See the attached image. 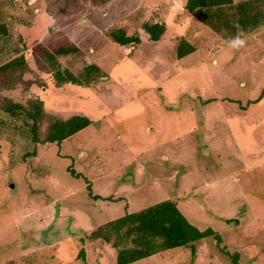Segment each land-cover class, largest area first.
Listing matches in <instances>:
<instances>
[{
  "label": "rangeland",
  "instance_id": "obj_1",
  "mask_svg": "<svg viewBox=\"0 0 264 264\" xmlns=\"http://www.w3.org/2000/svg\"><path fill=\"white\" fill-rule=\"evenodd\" d=\"M245 1L261 24L234 49L223 23L183 16L185 0H0V67L27 63L0 71V107L39 98L42 132L52 117L91 121L59 146H33L0 110V264H115L90 233L166 200L219 239L132 264H264V0H233ZM145 23L166 29L153 48ZM114 28L141 45L118 46ZM181 37L195 51L178 59ZM57 46L77 49L61 70L94 65L101 78L56 87L40 48Z\"/></svg>",
  "mask_w": 264,
  "mask_h": 264
},
{
  "label": "trees",
  "instance_id": "obj_2",
  "mask_svg": "<svg viewBox=\"0 0 264 264\" xmlns=\"http://www.w3.org/2000/svg\"><path fill=\"white\" fill-rule=\"evenodd\" d=\"M255 8L253 1H245L235 5L233 0H185L183 10L187 16L193 17L202 25L215 31L218 23H223V27L232 31L233 36H235L238 28L246 33L261 24V21H258L259 13L256 12ZM227 10L231 12L230 15H227ZM142 27L152 42L159 41L166 31L162 23H145ZM0 32L1 35H8L6 27L2 24L0 25ZM105 34L121 47L141 43L138 36H130L122 28L110 29ZM76 50L74 46L71 48L57 46L54 51H50L46 47L40 48L42 60L51 71L56 87H62L66 84L89 87L101 78L100 70L94 65L86 67L78 76L60 69L58 58L74 54ZM194 51V47L186 41L185 37L179 39L176 50L178 59H182ZM26 66L24 56L20 55L2 65L0 71L7 72ZM0 110L10 120L19 121L18 125L13 126L11 124L6 126L5 123H2V127L5 130L8 129V126L11 127L15 133L17 132L33 146L50 144L59 146L91 124L90 119L82 114L73 115L68 119L52 117L46 131L42 132L40 130L41 124L50 114L45 111L44 103L39 98H31L26 105L6 101ZM27 155L34 157L35 151ZM75 177L79 178L78 175ZM87 190H89V195L93 200H100L99 197L91 195L89 188ZM209 237L219 239V235L213 230H199L190 224L176 203L166 200L134 213L125 211L117 219L96 227L90 233L89 240H101L105 244L111 245L116 253L115 264H132L167 250L182 247H189L194 250L193 245L195 243ZM86 242L88 240L81 239L82 244ZM79 258L83 260L85 258L83 250L79 252Z\"/></svg>",
  "mask_w": 264,
  "mask_h": 264
},
{
  "label": "clouds",
  "instance_id": "obj_3",
  "mask_svg": "<svg viewBox=\"0 0 264 264\" xmlns=\"http://www.w3.org/2000/svg\"><path fill=\"white\" fill-rule=\"evenodd\" d=\"M246 34L240 28H238L235 36L229 38L227 41L230 48L239 49L243 47L246 43Z\"/></svg>",
  "mask_w": 264,
  "mask_h": 264
},
{
  "label": "crops",
  "instance_id": "obj_4",
  "mask_svg": "<svg viewBox=\"0 0 264 264\" xmlns=\"http://www.w3.org/2000/svg\"><path fill=\"white\" fill-rule=\"evenodd\" d=\"M183 16H185L187 19H188V18H191V16H187L186 14L183 15ZM147 36H148V35H147ZM148 38H149V37H148ZM141 40L143 41V39H141ZM148 40H149V39H148ZM149 41H150V40H149ZM150 42H152V41H150ZM159 43H160V40L157 41V42H153V43H152L153 45H151V48L157 46V44H159ZM140 45H141V43H140ZM120 47H121V46H120ZM123 47H124V46H123ZM123 47H122V48H123ZM125 47H126V46H125ZM125 47H124V48H125ZM80 114H82V113H80ZM137 262H138V261H137ZM134 263H135V262H134Z\"/></svg>",
  "mask_w": 264,
  "mask_h": 264
}]
</instances>
